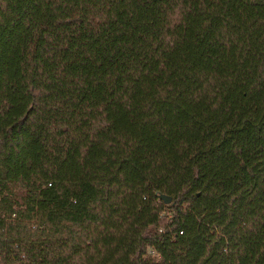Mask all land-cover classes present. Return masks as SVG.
Masks as SVG:
<instances>
[{"label":"trees","instance_id":"trees-1","mask_svg":"<svg viewBox=\"0 0 264 264\" xmlns=\"http://www.w3.org/2000/svg\"><path fill=\"white\" fill-rule=\"evenodd\" d=\"M0 264H264V0H0Z\"/></svg>","mask_w":264,"mask_h":264},{"label":"water","instance_id":"water-1","mask_svg":"<svg viewBox=\"0 0 264 264\" xmlns=\"http://www.w3.org/2000/svg\"><path fill=\"white\" fill-rule=\"evenodd\" d=\"M159 198L163 201L164 204H167L170 201V198L166 195H160Z\"/></svg>","mask_w":264,"mask_h":264},{"label":"built area","instance_id":"built-area-1","mask_svg":"<svg viewBox=\"0 0 264 264\" xmlns=\"http://www.w3.org/2000/svg\"><path fill=\"white\" fill-rule=\"evenodd\" d=\"M159 230V229H158ZM179 234H181V231H178ZM150 253H154V251H151Z\"/></svg>","mask_w":264,"mask_h":264}]
</instances>
